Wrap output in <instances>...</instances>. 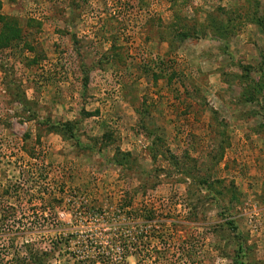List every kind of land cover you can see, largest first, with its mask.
I'll use <instances>...</instances> for the list:
<instances>
[{
    "label": "rangeland",
    "instance_id": "rangeland-1",
    "mask_svg": "<svg viewBox=\"0 0 264 264\" xmlns=\"http://www.w3.org/2000/svg\"><path fill=\"white\" fill-rule=\"evenodd\" d=\"M0 264H264V0H0Z\"/></svg>",
    "mask_w": 264,
    "mask_h": 264
},
{
    "label": "trees",
    "instance_id": "trees-1",
    "mask_svg": "<svg viewBox=\"0 0 264 264\" xmlns=\"http://www.w3.org/2000/svg\"><path fill=\"white\" fill-rule=\"evenodd\" d=\"M258 23L260 24V21Z\"/></svg>",
    "mask_w": 264,
    "mask_h": 264
}]
</instances>
